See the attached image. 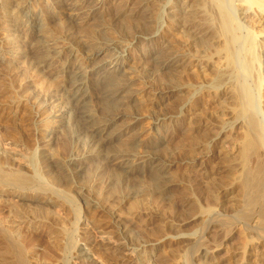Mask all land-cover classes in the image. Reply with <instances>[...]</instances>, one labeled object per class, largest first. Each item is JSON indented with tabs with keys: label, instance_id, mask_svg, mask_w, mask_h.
Returning a JSON list of instances; mask_svg holds the SVG:
<instances>
[{
	"label": "rangeland",
	"instance_id": "374dc122",
	"mask_svg": "<svg viewBox=\"0 0 264 264\" xmlns=\"http://www.w3.org/2000/svg\"><path fill=\"white\" fill-rule=\"evenodd\" d=\"M77 1L73 0V2L77 4L84 1L80 9L85 8V12L79 9L80 11H78L80 13L77 14L78 11L76 12L75 21L73 19L72 21L67 16V12L63 10V8H59L54 4L45 5V0H30L28 4L29 9L34 11L37 18H39V23L35 22L34 27L38 28L40 32L43 29L45 30V32H43L44 30L41 33L39 32V34L42 35V39L47 44L50 51V56L54 59L53 62L55 64L53 66H55L56 63L69 62L71 68L69 71H78L80 75L83 76L87 84L85 93H87L90 109L95 115H99L100 113L96 98L98 92L92 88L91 82L105 71L102 67L96 69V66L102 65L109 58L117 57V51L127 48V50H125L127 54L119 55V57H122L121 60L124 64H122L121 71L118 74L125 85V90L119 91L114 100L111 101V103H115V101L125 97L126 102L124 103V107L126 111L121 112L125 109L124 107V109L121 107L122 110L120 108H115L119 109L120 112L115 109H113L114 111L112 109V111L110 109L107 110L104 118L106 117V123L109 124L108 127L110 128H108V130L113 131L116 129L117 132L119 131V134H116L117 136L115 135L117 139H112V142L108 141L107 143L109 144L103 143L101 145L103 147H99L101 151L98 147L95 149L94 146V148L90 146L87 148L88 145L86 146V144L84 146L85 141L89 142L87 140L89 136H87V132L85 133L86 130L82 128L83 126L79 124L80 121L77 119V113L79 112H77L78 110L76 108V111L73 109V113L70 114L73 115L74 118L67 115L72 118L69 119L71 125L68 123L72 128L73 133L71 134V128H68V125H64L63 130L59 127V129H57L58 132H56L57 134L55 132L53 133L56 124L51 118L49 119V116L52 115V110L50 111L49 108H45L43 111L41 110L42 112L37 110L39 109L37 106L38 103H43L47 101V99L49 100L51 98L50 96H53L52 99L63 103L71 101L69 99L72 95L71 85L68 82L69 76L66 72L52 73L53 70L50 69L46 74L42 73L37 63L35 65L36 61H33L34 58H32L27 44L24 43V38H21L20 42L15 43V46L12 45L11 49L14 50L21 47L20 49H23V52L25 51L24 47H28L26 49L27 53L23 52V54L27 55L28 59H26V57L25 59L12 60V58L6 57V49L8 46L5 39L10 30H8V27H5L6 22L4 21L11 9L5 6L6 3L4 0H0V87H5V89L7 88L10 90L0 93V148H4L5 145L6 147L8 146V149L4 148L3 152H7L10 149V145L6 144L7 140H5V142L3 141L5 133L9 135V139L12 137L15 139L14 137H16V142H13L18 146L17 148L21 153H19V151L17 152L18 149L15 150L16 152H14V149H10L12 153L10 151L9 153L12 155L16 153V156L23 155L24 158L26 157L24 161L29 164L28 168H26L27 173L29 175H34L36 171L38 173V170L41 169L39 173L41 172L42 181L40 180L41 178L37 180L39 178L37 175L40 176V174L36 173L35 176L38 178L35 176L33 177L35 181L37 180L36 182L38 184L42 182H44L45 186L48 184H55V186H57L56 189H59L58 191L60 193L63 194V191L68 192V194L70 193L72 200L74 198L75 202L72 201L74 204H72L73 206L70 205V207L68 205L70 202H65L63 205L59 203L62 206H60L61 208L59 204L57 206H55L56 204L54 205L56 208L54 206L48 207L49 210L53 209V207L54 210L56 209L55 211L51 210L54 211V218L48 216L49 221L50 219L54 221L52 220L50 223H47V225L44 224L45 226L43 225V227L42 224L36 227L34 222H31L34 224L32 229L28 226L23 227V225H20L21 229H18L22 234L25 233V237L22 235L24 238L23 241H25L23 246L28 251V259L32 258L29 261L32 262V264L34 262H36L34 264H40L39 260H41V264H47L49 260L48 264H57L58 259L69 262V264H189L188 260L192 258H189V256H192L196 247V243L193 241L203 234L206 245L209 246H206L204 242L200 249L205 248L204 250H209L210 256L205 258L204 262V258L199 259L195 257V259L193 258V262L196 263L193 264H264V240L259 239L257 241L256 238V241L253 240L254 234L246 230L242 231V227H239L240 229L236 228L240 224H236L234 226L235 229L231 227L232 229H230L233 231L227 230V232H231L228 236V240L227 238H223L222 234V236L220 234V236H216L217 233H220L218 231L216 232V230L211 232L212 236H208L210 235L209 232L206 233L203 231L204 233H201L203 225L206 228L207 219L198 213L200 212L198 209L201 207L205 209L204 206L208 207V205H211V207H215H212L215 209V214L219 212L223 215L225 211L222 209L228 207L227 209L230 210H226V214H224L228 216L229 214L227 213L231 212L232 214L233 210H235L238 200V198L235 197V194L237 196L236 188H234L235 184L229 182L225 175L226 173L224 171L226 170L224 168L226 164H224V160L222 161V157L229 152V148H232V150H230L231 152H229L231 155L235 153L234 149H236V146H234V136H238L237 132L238 129L240 131V126L237 128L238 126L236 123H233L234 119L227 109L228 104H224L229 100L223 103L225 106H222L221 102L216 101L211 95L207 94V90L205 91V89L209 88L208 85H210L212 72L219 66L221 69L224 64L222 62L224 58H221V56L220 58L218 57L221 53L216 52L219 50V45L222 40L220 39L221 41L219 40L217 44L213 45L210 40H207L206 33H208V31L206 32L205 30L207 29L205 28L204 30L203 27L197 28L196 30L193 28L195 26L190 27L187 29L188 31H186L187 34L184 30L181 31L179 28L176 30V28L172 27L169 22H166L162 16L164 8L167 7L165 6L167 0ZM168 2L172 3V9L166 8L165 10L167 13L171 10L178 11L180 9V0H168ZM149 5H151L153 9L159 8L160 10V16L157 22L151 20L150 22H144L145 17L148 19L147 13H151L152 7L150 6L149 8ZM144 8L145 10H149L145 11ZM252 25L249 24L248 30H251L250 27H252ZM253 27L255 28L254 25ZM253 27L252 30H255ZM191 28L193 31H190L192 30ZM203 30L205 32H203ZM244 33L246 32L238 34L240 41L243 39ZM191 34H196L194 36L201 35L199 38H205V45L201 47V45L198 46L197 44L195 47L194 45H196V42H194V38L188 37ZM87 35L93 36L88 38ZM35 40H37V38H33L31 43ZM105 42L115 43L114 47L116 50H105L101 55L93 57L94 51L92 49L95 50L97 46H101L100 44ZM207 43H210L209 45L212 47L210 46V48H208L209 45ZM94 44L97 46L95 47ZM14 51L16 52V50ZM215 52L219 54L217 55ZM175 59L185 62L187 66H181L182 68L175 66L174 68ZM16 60L21 62L19 63V61L17 62ZM159 62H162V66ZM163 63L165 65H163ZM192 63L197 65L194 67L191 65ZM203 65L205 69H202ZM35 66H37L38 69ZM53 68L54 67H52V69ZM252 82L251 80V85L254 84ZM180 84L181 86L183 85L184 88H189L188 91L184 92L186 95L188 93L187 96L184 93H181L179 96L180 92L177 91V88ZM193 91L195 93L192 94V96H195L194 98L190 96ZM182 95H184L186 99L183 98ZM188 97L189 100L187 101ZM18 100L20 103L17 102ZM189 101L190 103H188ZM28 102L30 104H26ZM108 102L110 101L108 100ZM15 103H19V105H15ZM228 103H230V101ZM20 105L27 106L32 112L29 111L28 108L29 112L27 110L25 111V109L19 107ZM109 107L113 108L111 106ZM261 108L264 110V107ZM225 112L227 113L224 116L226 119L221 116L224 115ZM123 113L127 115H123ZM27 114L29 116H27ZM75 118L77 120H75ZM77 123L79 126L76 125ZM191 123L192 125L193 123L198 125L199 130H197V132L194 133ZM231 123H233V125ZM73 124L74 126H72ZM10 125L12 126L10 127ZM227 125L231 126L228 127ZM65 126L67 127L66 133L71 136L70 138L72 140L68 135L65 136L62 134V132L65 133ZM222 126H224L226 130L223 128L225 131L223 130L224 135L221 137L219 132H221L220 129H222ZM232 128L236 132L233 131ZM11 129H13V131L16 129L13 132L15 136L10 133ZM68 129H70L69 132L67 131ZM15 132L17 134H15ZM58 133L61 136H58ZM7 136L6 138H8ZM49 136L51 137L49 138ZM57 136L61 139H57ZM62 136L63 139H66L65 137L68 136L67 138H69L70 141L68 142L66 139L67 143L65 144L68 147L63 145ZM128 137L130 139H128ZM218 137L221 138L219 139ZM9 139L8 144L12 143V140H10V142ZM124 139L125 141H130H126L125 143ZM131 139H133V143H130L132 142ZM49 140L52 142H49ZM58 140L60 142H58ZM222 141L223 143H221ZM232 141L233 144L231 143ZM54 142L56 143V145L54 144L55 146L51 144ZM119 143L121 145L123 143V147H125V145H128L127 147L131 145V147H129L131 151H128L129 149L126 148L129 153L125 154H128L126 156H128L127 158L132 163L133 161L140 160L143 156H155V158L159 160L160 165L163 166V169L161 168L162 166H160V174L162 173L161 176L163 175L161 177V182L163 184V181H166L168 184H163L162 190L161 187L159 190V187L156 185L157 181H153L155 177L151 172V175L149 174L150 170L148 171V169L137 174H124V176H121L120 180L113 178L114 181L117 180L115 182L113 179H110L105 173H113L117 168L119 161L117 159L118 155L120 157V152H117V154L115 151L121 147ZM61 144L65 149H63ZM2 145L4 147H2ZM117 145H119V147ZM60 148L64 151L67 148L69 149L64 152ZM91 148L94 153L91 151ZM107 148L110 150L113 149V151L107 150ZM222 149L224 151H222ZM24 150L26 153L28 152L27 155L24 153ZM225 150H227V152ZM107 151L112 154L108 155L106 153ZM87 152L92 154V156L87 157V163L83 164L84 166L89 164L86 166L88 168L81 164L74 163V159L80 155L83 156L85 154V156H87L90 154H87ZM101 152H104L106 159H104V155H100L102 154ZM94 154H97L98 158ZM113 155L115 158L117 156V159L113 157L114 160H111L110 158H112ZM31 157L33 161L36 160L34 162H38V164H35L32 159H28V161H30L29 163L27 158ZM37 159L40 161H37ZM42 159L47 165L48 163L50 165L47 167ZM109 160L113 162L111 163ZM31 161L33 163H31ZM115 161L117 164L114 163ZM52 162L54 164H62L66 169L72 171V175L74 176V178L72 177L73 180L68 183L65 182L54 167L49 168V166H52ZM131 162H129V164ZM93 165L95 169H91ZM95 165L100 169H96L97 167ZM30 166L34 168L40 167L38 169H33V167L30 168ZM42 166H46L47 169L46 167L42 168ZM77 166L79 167L77 168ZM98 170L102 171V173L99 174L100 178L96 176L97 172H99ZM106 170L110 171L105 172ZM118 170L117 168L116 171L118 172ZM92 171H95V173ZM106 178H109L111 182ZM224 178L227 179V182ZM45 183H47V185ZM229 183H232V186H229ZM230 189H232V191ZM115 192L116 194H114ZM192 197H194V199ZM8 198V196H5L3 200L9 201L12 205H16V199ZM195 199L198 200L196 203H199L200 206L196 209L198 215L195 214V208L190 206V203H195ZM232 199L235 200L236 203H234L235 201ZM25 202L28 203L29 201ZM231 203L234 205L236 204L235 206L233 205L234 209L231 208L232 206L229 208V206L232 205ZM189 206L192 210L191 208L189 209ZM202 208L201 210H203ZM28 213L27 217L30 218V215H35V217H32L34 220H38L41 216H39V214ZM56 216H58V218ZM223 217L220 219H223ZM42 218H44V216ZM203 218L205 221H203ZM78 219V222H74ZM40 220L42 219L40 218ZM57 221H63V227L66 226L68 228H63L65 231L59 229L60 227L62 228V226L59 225L61 223H57ZM73 222L76 223V225H74ZM48 224L50 228L46 227ZM71 226L74 229H72ZM107 226L112 227L108 230L105 229ZM35 227L36 229H34ZM116 227L126 230V234H128L129 238L126 237L125 241H122L119 238V230H116ZM24 228L25 230H23ZM61 230L62 232L64 231V234H62ZM71 230H75L76 232L73 231L75 234H71ZM106 230H108V233H106ZM57 232L58 234L61 232L60 234L62 236H58V234H56ZM65 232L67 234L70 232L68 235H71L70 237L74 240V244H71L72 247L73 245L74 247L72 251L68 250L70 252L62 253L61 255H65L63 257L58 254L60 252L56 253L55 248L53 249L54 243L52 244V242H55L57 235L60 244H63L66 241L64 238H68ZM48 233L52 235L49 234L51 236H48ZM101 234L105 237L102 235L101 239H99ZM126 234L125 236H127ZM25 238L31 240L28 241ZM102 238L114 243V245L119 244L118 242H124V244L121 243L120 245V247L124 249V261L119 260V258H117L118 256L113 254V250L104 248L107 245L103 246L104 244L100 241L104 240ZM219 238H223V240ZM214 239L217 240L215 241ZM70 241L68 240L69 243H71ZM216 242L221 243L220 246H218L220 249L212 245L213 243L216 244ZM226 245L232 246L230 248ZM193 247L194 249L192 250ZM227 248L232 249H229L231 252L227 250ZM191 250L192 252L190 253ZM69 253L70 255H68ZM30 254L32 256H30ZM113 256H116V260ZM33 257L37 258L34 259ZM17 261H10L9 264H11V262L16 263Z\"/></svg>",
	"mask_w": 264,
	"mask_h": 264
},
{
	"label": "bare ground",
	"instance_id": "6f19581e",
	"mask_svg": "<svg viewBox=\"0 0 264 264\" xmlns=\"http://www.w3.org/2000/svg\"><path fill=\"white\" fill-rule=\"evenodd\" d=\"M4 1L6 3L5 6L7 8L11 9V11L8 9L10 12H9V14L6 15V19L4 21V22H6L5 27H8L9 29L8 28L7 29L12 32L11 33L9 31V34L10 33L11 34L10 35L8 34V36L6 35V39H5V42L8 46V48L6 49V55H7L6 57H10V59L12 58V60L13 59H25L27 57V55L23 54V52L25 53L26 49L29 47L32 58H34L33 61L34 60L36 61L35 65L37 63V66L39 67V69L41 70L42 73L46 74L47 71H49V69H50V70H53L52 73L56 74L59 72H61V73L66 72L69 76L68 82L71 85V91H72V95L69 98L71 100L70 102H68V103L59 102L57 100L52 99L53 96H50L51 98L49 100L47 99V101H45L43 103H38V105L36 104L39 108V109H37V107H36L37 110L43 111V110H45V108H49L50 111L52 110V112H51L52 115L49 116V119L51 118L54 121V123L56 124L54 127L53 133L58 132L57 129H59V127H60V129L63 130L64 125H68L67 126L68 128L70 127L69 126V124H70L69 119H72L70 117H73V115H70V114H72L73 109L76 108L78 110L77 112H79V113H77L78 115L76 114L78 116L77 119L80 121L79 124L83 126L82 128L86 130L85 133L87 132V134H88L87 136H89L88 138L86 136V138L89 142L85 141L86 143L84 142V146L86 144V146L88 145L87 148L89 146L90 147L94 146L96 149V147L99 148L103 143L105 144L108 141H111L112 139L116 138V136H117L116 134H119V131L117 132L116 129H114V128H113L114 129L113 131L108 130V128H110V127H108L109 124L106 123V120H105L106 117L104 118V116H105L108 109L113 110L115 108H120V109H121V107H122V109L125 108L124 103L126 102V99L124 96H121L124 98H120L119 100L115 101V103L113 102L114 104L111 103V101L114 100V98L116 97L117 93H119V91L125 90V85L122 82V79L119 78L118 74L121 71L122 64H124V62H122V60H121L122 57H119V55L125 54L126 53L125 50H127V48L120 49V51H117V54H118L117 57L109 58L102 65L96 66V69L102 67L105 71H104V73L98 75L91 82L92 88H94L98 92V95L96 98L98 101V109H99L100 113H99V115H95L92 113V111L90 109V103L88 102V99H87L88 98L87 93H85V90L87 89V84H86L83 76H81L78 71H69L71 69L69 62L58 63V64L56 63V65L53 66L55 64L53 62L54 59L52 58V56H50V51L47 47V44L43 41L42 35L39 34V32H40L39 29L34 27L35 22H38L39 18H37V15L34 13V11L29 9L28 2L30 0H4ZM74 2H73V0H45L44 4L45 5L54 4V5L58 6L59 8H63V10H65L67 12V16L71 20L73 19L75 21L76 12L82 7V4L84 1L83 2L81 1L82 3L80 2V4H77ZM90 2H92V1H90ZM171 4L172 3L168 2V0H167V2L165 3V6H167V7L164 8L162 16L164 17L163 19L166 20V22H169L172 25V27L176 28V30H177V28H179L181 31L184 30L185 33L187 34L186 31H188L187 29H189L190 27L195 26V27H193V28H195V30L197 28L203 27L204 30H205V28L207 29V30H205L206 32L208 31V33H206L207 34L206 35L207 40H210L213 45L217 44L220 39L222 40V42L219 45V50L218 51L214 50V51L219 52L223 55V57H222L221 54L218 55L219 53L217 54L215 52L219 58H220V56H221V58H224V60H222V62L224 64L222 65L221 69L219 68L220 67L219 66L218 67L219 69L216 68L217 70L215 69L212 72L210 83H209L210 85H208L209 88L205 89V91L207 90L209 92V93L207 92V94L211 95L212 98L216 99V101L221 102L222 106L224 104H228L227 109L229 110V114L234 119L233 123L234 124L236 123V125L238 126L237 128H239V126H240V131L238 129V132H240V133L237 132L238 136L237 137L234 136V143L236 144V145L234 144V146H236V149H234V148L233 149H234L235 153L233 155H231L229 152H231L230 150H232V148L231 149L229 148V152H227L228 149L225 150L227 153L222 157L223 158L222 161L224 160L223 162H224V164H226L225 168H224L226 170V171H224L226 173L225 175H226L229 182H233V184H235L234 188H236L237 196L235 194V197L238 198L237 203L235 201L236 198H235V200L232 199L233 201H235L234 203L237 204V205L235 204L236 205L235 210H233L232 214H231V212L227 213V214H229L228 216L224 215V214H226L225 212H226V210H228L227 209L228 207L225 209H222L225 212H223L221 210L224 213L223 215L219 212H217V214H215V209H214L215 207L212 206V207H214V208H212L211 205H208V207L204 206L205 209H203L201 207L203 210H201V208L198 209L200 206H199V203H196V201H198L196 199L194 201L198 205V207L195 203H192L193 204V206H192V204L189 202L190 206L195 208V214L198 215V213H200L203 217H205L207 219V222H206L207 225L205 224L206 228L203 225V229H202L201 233H204L203 231H205L206 233L209 232L210 235H208V236H212L211 232L216 230V232L217 231L220 232V233H217L216 236H220L222 234L223 238H225V239L227 238V240H228V236L231 232L229 233V231L227 232V230L233 231L231 229L236 224H240L236 228L242 227L243 228V229H241L242 231L246 230V231L254 234L253 240H255V238L257 241L259 239L264 240V128H263V126H264V110H262V108H261V107H264V0H252V1L251 0H180V9L178 11L171 10L170 12L167 13L165 9L166 8L172 9ZM150 6L151 5H149V8H150ZM82 9H84V10H82ZM82 9H80V10L82 12L83 11L85 12V8H82ZM4 10H6V9H4ZM144 10H145V8H144ZM175 10H176V8H175ZM65 11H63V12H65ZM79 11L77 12V14L80 13ZM87 11H89V10H87ZM150 12L151 13H147V17L149 20L146 19V17H145L144 22L145 21L150 22V20L153 22H157L159 19V16H160L159 8L153 9V7H152ZM91 16H92V14H91ZM249 24H251V25L253 24L255 26V28L253 27V25H252V27L255 30H252V27H250L252 31L248 30ZM204 30H203V32H205ZM190 31H193V29ZM43 32H45V30ZM243 32H246V33H244V37L240 41L238 34H243ZM192 35L194 36L196 34H191L188 37L194 38V40H195L194 42H196V45H194L195 47L197 46V44H198V46L201 45V47H203V45H205V41H204L205 38H199L201 35H197L194 37ZM91 36H93V35H90V36L87 35L88 38H90ZM21 38H24V43L27 44L28 47L25 48L23 46L25 51L22 52L23 49L22 50L20 49L21 47L19 44L20 48L14 49V50H16V52H15L13 49H11V46L12 45L15 46L14 45L15 43L20 42ZM33 38H37V40H35L34 42L31 43V40ZM207 40H206V42H207ZM114 44L115 43H111V42L102 43V44H100L101 46H97L94 44L95 47L96 46L97 47L96 48L93 47V48H95V50L92 49L94 51L93 57L101 55L105 50H107V51L116 50V48L114 47ZM207 44L209 45L210 43H207ZM207 44H206V46H207ZM206 46H204V47H206ZM210 46L211 45H209L208 48H210ZM197 48H199V47H197ZM19 50H21V51H19ZM26 59H28V57ZM20 62L21 61H19V63ZM25 62H26V60H25ZM159 63H161V66H162V62H159ZM193 63L191 65H193L195 67L197 64L194 65ZM163 65H165V64L163 63ZM37 66H35V67L37 68ZM175 66L176 67H181V66L186 67L187 65H185V62H182L179 59H175L174 60V68H175ZM52 67H54V68L52 69ZM202 69H205L204 65H203ZM251 80L253 81L252 83H254L252 85L250 84ZM179 87H178L179 89L177 88V91L180 92L179 96L181 95V93H184L185 91H188V89H189V88L188 89L184 88L183 85L181 86V84ZM7 90L10 91L7 88L5 89V87H2V88L0 87V93H3ZM190 92H191V90H190ZM192 94H195L194 91H193V93H191L190 96H192ZM187 95H188V93H187ZM182 96H183V98L186 99V97H184V95H182ZM189 97L187 98V101L189 100ZM194 97L195 96H192V98H194ZM190 99H191V97H190ZM108 100L110 102H108ZM227 100H229L230 103H228L229 101L226 103L225 101H227ZM17 102L20 103L19 100ZM19 103H17V104L19 105ZM188 103H190V101ZM17 104L15 103V105H17ZM26 104H30V103L28 102ZM109 106H111L113 108H110ZM19 107L25 109V111L26 110L28 111V109H29L27 106L20 105ZM16 108H13V109H16ZM31 108H33V107H31ZM76 109H75V111H76ZM115 110H118V112H120L119 109H115ZM29 111H31V109H29ZM124 111H126V108L121 112H124ZM24 114H26V113H24ZM125 114L126 113H123V115H125ZM221 114H223V113H221ZM226 114L227 113L225 112V114L221 115V116H223V118H224V116ZM67 115H70V117ZM27 116H29V115L27 114ZM74 116H75V114H74ZM77 119L75 118V120H77ZM224 119H226V118H224ZM110 120H112V119H110ZM222 123L225 126L224 121ZM233 123H231V124L233 125ZM227 124H228V122H227ZM76 125H78V123ZM191 125H192V123H191ZM191 125H190V127H191ZM11 126L12 125H10V127ZM61 126H62V128H61ZM72 126H74V124ZM224 126H222V129H220L221 132H219V135H221V137H222V135H224V132H223V130L225 129ZM229 126H231V125H229ZM15 127H17V126H15ZM67 127L65 126V130H64L65 133L62 132V130H61L62 134H64L65 136L66 135L69 136V134L66 133ZM228 127H226V128H228ZM198 128H199L198 125L193 123L192 129H194V133L197 132V130H199ZM237 128H236V130H237ZM80 130H82V129H80ZM14 131H13V129H11L10 133L12 135H14V133H13ZM20 131H18V132H20ZM67 131L69 132L70 129H68ZM233 131H235V130L233 129ZM233 131H231V132H233ZM16 132H15V134H17ZM71 133H73L72 128H71L70 134ZM4 135H5L4 137L6 138V136L8 134L5 133ZM19 135H21V134H19ZM59 135L60 134L58 133V136ZM2 136H3V134H2ZM58 136H57V139L59 138ZM4 137H2V138H4ZM7 137L8 138H6V139L4 138L3 141L5 142V140H7L6 144L10 145V149H12V150L14 149V152H16L15 150L18 149L17 148L18 146L14 144V142H16L15 141L16 137H14L15 139H13L12 136H11L12 138L10 137L11 139H9V135ZM50 137L51 136H49V138ZM67 137H65V138L69 142L70 141L69 138L71 136H69V138H67ZM129 137H128V139H130L132 136L130 138ZM8 139H9V141L12 140V143L8 144ZM60 139L61 138H59V140ZM62 139H63V136H62ZM66 139H63V141L61 140L63 142V145H65L67 143ZM59 140H58V142H60ZM124 141H125V139H124ZM126 141L129 142L130 140L129 141L126 140ZM126 141H125V143H126ZM131 141L132 142H130V143H133V139H131ZM49 142H52V141L49 140ZM221 143H223V141ZM231 143L233 144V141ZM51 144L56 145L55 142L51 143ZM107 144H109V143H107ZM63 145L61 144L62 147H63ZM47 146H48V144H47ZM117 146L119 147V145H117ZM127 146L125 145V147H123V143H122L121 147H119V148L117 147L118 150H116V148H115L116 153L120 152V157L118 155V159H117V156L115 158L114 155L112 156V158H110L111 160H114L113 159V157H114L115 159L119 160L118 165H117V168L119 169L118 172L116 171V169H117L116 168L113 171V173L111 172L110 174L109 173L108 174L105 173V174L108 175L110 177V179L114 178V179L120 180L121 176H124V174L125 175L126 174L127 175L134 174V173L137 174V173L142 172L145 169H148V171L150 170L149 174L151 172V174L155 178L153 176H150V177L154 178V180L152 178L153 181H157V184H156V182H155V184L157 185V187H159V190H160V187L162 190L163 184H165L167 182L163 181V180H162L163 184L161 182V177L163 175L161 176L162 173L160 174V166H162V165H160L159 160H157V158H155V156L154 157L143 156V157H141L140 160L133 161V163H132L127 158L128 156H126L128 154H125V153H129L128 151H131V149H129V147H131V145L129 147H127ZM2 147H4V146L2 145ZM66 147H68V146H66ZM69 147H70V145H69ZM102 147L103 146H101V148ZM106 147H108V146H106ZM4 148L8 149V146L6 147V145H5ZM4 148H0V264H9L10 261H17V260H18L17 262H19V263L16 262L17 264H32V262L29 261L32 258L28 259V256H27L28 251L23 246V243H25V241H23L24 240L23 237H25V235H24L25 233L22 234L20 232V230L18 229V228H20V225H23V227L28 226L32 229L34 224L31 222H34L36 227L39 224H42V227H43L44 224L47 225V223H50L53 220V219L52 220L50 219V221H49V217L54 218V211L56 210V209L54 210L55 206H57L59 203L60 204L62 203V205H63V203L65 204V202H70L71 204L67 203L70 207V205L74 204L75 202H74V198L72 200V196H70L71 195L70 193L68 194V192H66V191H63V194L60 193L58 191L59 189L58 190L56 189L57 186H55V184H53V185L48 184L50 186H48L47 183H45L47 185V186H45L44 182L40 183L44 186L38 184L36 181L41 178V172L39 173V171L41 169L38 170V173L36 171L37 174H40V176L37 175L39 178L35 176L36 173L34 174L33 169H38L40 166L38 168H34L33 166H30V168L33 167V169H31V170H33L32 173L34 175H29L27 173V169H26V168H28L29 164L26 161H24V159L26 160V157L24 158L23 155H17L16 156L15 155L16 153L15 154L13 153L14 155H12L9 153V151L12 153V150H10V149H9V151H7L5 149L8 153L5 151L3 152ZM101 148H99V150ZM126 148H128L129 150ZM60 149H62V148H60ZM63 149H65V147H63ZM63 149H62V151H64ZM67 149H69V148H67ZM84 149H86V148H84ZM87 150H89V149H87ZM107 150H110V149L107 148ZM111 150L113 151V149H111ZM18 151H19V149L17 150V152ZM91 151L93 152L92 148H91ZM222 151H224V150L222 149ZM104 152L103 153L101 152L102 154H100V155H104ZM19 153H21V152L19 151ZM24 153H26L25 150H24ZM27 153H26V155H27ZM83 153H85V152H83ZM83 153H81V154H83ZM88 153H90V152H87V154ZM106 153L108 155L112 154V153H108V151ZM121 153H124V154H121ZM85 154L83 156L80 155L79 157L75 158L74 163H77L79 165L80 164L83 165V164L87 163V157L92 156V154L90 153L87 156H85ZM28 155H31V154H28ZM94 155H96V157H97V154H94ZM109 157H111V156H109ZM41 158H43V157H41ZM28 159L30 160V159H32V157L27 158V161H28ZM44 159H46V158H44ZM102 159H103V157H102ZM104 159H106L105 155H104ZM108 159H107V163H108ZM32 161H33V159H32ZM32 161H31V163H33L36 160H34L33 162ZM37 161H40V160L37 159ZM28 162L30 163V161H28ZM105 162H106V160H105ZM129 162H131V163L129 164ZM44 163H45V161H44ZM44 163H43V165H44ZM114 163H116V161ZM35 164H38V162ZM31 165H33V164H31ZM48 165H50V164L48 163ZM48 165L46 164L47 167H48ZM88 165H86V166H88ZM46 166H42V168L46 167ZM83 166H81V167H83ZM86 166H84V167H86ZM47 167H46V169H47ZM53 167L58 171L57 173H59L61 175V178L64 179L65 182L68 183V182H71V180H73L74 176L72 175V171H70L69 169H66L65 166H62V164L59 165L57 163H55V164L53 163L51 167L49 166V168H53ZM78 167L79 166H77V168ZM86 168H88V167H86ZM161 168L163 169V166ZM83 169L86 170L85 168H83ZM89 169H90V167H89ZM91 169H95L94 165H93V168L91 166ZM96 169H100V168L97 167ZM42 171H44V170H42ZM98 171L99 172H97L96 176L99 177V174L102 173V171L101 170H98ZM108 171H110V170H108ZM108 171L106 170L105 172H108ZM82 172H84V171H82ZM92 172L95 173V171H92ZM84 173H88V172H84ZM84 173H83V175H84ZM59 174H58V176L60 177ZM90 175H92V174L90 173ZM34 176L36 178H38L36 181L33 178ZM92 177H93V175H92ZM105 177H107V176H105ZM106 179L109 180V178H106ZM114 179H113V181H114ZM227 179H225V181ZM40 180L42 181V178ZM117 180H115V181H117ZM224 184H225V182H224ZM229 186H232V183ZM164 190H166V189H164ZM230 190L232 191V189H230ZM116 192H117V190H116ZM116 192L114 194H116ZM5 196H8L9 198H12V199H16L17 200L15 202L16 205H14V204L12 205L9 203V201L3 200V197H5ZM192 198L194 199V197H192ZM193 199H191V200H193ZM25 201H29V202L27 203ZM72 201L74 203H72ZM194 201H192V202H194ZM60 204H59V207L61 206ZM233 205L234 204L230 205L229 208L232 206L231 208L234 209ZM51 206H54L53 209H51L54 211L49 210L48 207H51ZM190 206H189V209L191 208ZM133 207L136 208L135 206H133ZM194 208H193V211H194ZM196 209H198L200 212L197 211L198 213H196ZM191 210H192V208H191ZM193 211H191V212H193ZM28 212H30L31 214H39V216L41 215L40 218L42 220H40V218L38 220L37 219L34 220L32 217H35V215L34 216L30 215L31 218L27 217V214H29ZM74 214H76V213H74ZM201 215H199V216L202 217ZM43 216H44V218H42ZM56 217L58 218V216H56ZM77 217H78V215H77ZM221 217H223V219H220ZM74 218H76V217H74ZM57 220H61V219H57ZM78 221H79V219L77 221H74V222H78ZM203 221H205V219ZM55 222H54V224L56 225ZM62 222L63 221H61V222L57 221V223H61L59 225L62 226V228L60 227L59 229H63V228L67 229L68 227H66V226L63 227L62 224L64 222L63 223ZM74 225H76V223H74ZM51 226H53V225H51ZM36 227L34 229H36ZM46 227L50 228L49 224ZM110 227H112V226H107L105 229L109 230ZM120 227H122V226H120ZM204 228H205V230H204ZM52 229H53V227H52ZM54 229H55V227H54ZM72 229H74V228L72 227ZM117 229L119 230L118 234L120 237L118 235H116V236H118L122 241L123 240L125 241V238L128 237V234H126V230H124L123 228H117L116 227V230ZM234 229H235V227H234ZM23 230H25V228ZM28 230H29V228H28ZM75 230H71L72 231L71 234H75V233H73V231H75ZM108 230H106V233H108L107 232ZM64 231L62 232V230H61L62 234H64ZM58 232L56 234H58ZM67 232H68V230H67ZM60 233L58 234V236H62ZM115 233H117V232H115ZM49 234H51V233H48L47 235L48 236L52 235V234L51 235H49ZM65 234H67V233L65 232ZM125 234L127 236H125ZM22 235H24V236L22 237ZM53 235H54V233H53ZM102 235L103 234H101L99 239H101ZM58 236L56 235L55 242H52V244L54 243L53 249L55 248L56 253L60 252L58 254H60V256H63V255H61L62 253L70 252L68 250H71V251L73 250L72 248L74 247V245L72 247L71 244L72 243L74 244V240L70 237L71 235L67 236L68 238L70 237L69 239L64 236L65 237L64 239L66 240L64 242L65 244L64 243L60 244V241L58 240L59 239ZM50 238H52V237H50ZM207 238H209V237H207ZM223 238H219V239L223 240ZM25 239L28 240L27 238H25ZM53 239H54V237H53ZM70 239H71V241H70ZM102 239H104V240H100V241H102V243L104 244L103 246L107 245L104 248H106L108 250H113L112 251V252H114L113 254L118 256L117 258H119V260L124 261V255H125V254H123L124 249L120 247L121 243L124 244V242H121V243L118 242L119 244H117L114 241L117 244V245H114V243H112L110 241H106L105 238H102ZM251 239H252V237H251ZM30 240L31 239H29L28 241H30ZM68 240L71 243H69ZM193 242L196 243V245H195L196 247L193 245L195 247V249H194V247L192 248V250L194 249V251L192 253V256H189V258H191V257L192 258L188 260L189 261L188 263L189 264L196 263V262H193V258L195 259V257H198L199 259L204 258L203 259V262H204L205 258L210 256L209 250L206 251V250H204L205 248L200 249L205 242L204 235L202 234L198 238H195ZM219 242H216V244L213 243L212 245H215L217 249H220V247L218 248V246H220V244H221ZM102 243L100 242L101 245H102ZM37 244H38V241H37ZM27 245H29V244H27ZM205 245H206V242H205ZM29 246H26V247H29ZM206 246H209V245H206ZM215 246H214V248H215ZM226 246H229V245H226ZM231 246L232 245H230L229 247L231 248ZM124 248H126V247H124ZM127 249H125V250H127ZM229 249L227 248V250H229ZM192 250L190 251V253L192 252ZM230 250H232V249H230ZM190 253H189V255H190ZM32 254H33V252H32ZM68 255H70V253ZM68 255H66V256H68ZM30 256H32V255L30 254ZM116 256H113L115 260H116V258H115ZM45 257H46V255H45ZM35 258H37V257H35ZM13 259H16V260H13ZM43 259H45V258H43ZM212 259H214V258H212ZM46 260H47V258H46ZM39 261L41 264V260H39ZM39 261H37V262H39ZM48 262H47V264H48ZM12 263H15V262H11V264ZM34 263H36V262H34ZM45 263H46V261H45ZM55 263H57V262H55ZM230 263H232V262H230ZM57 264H69V262H65L64 260L61 261L60 259H58ZM225 264H227V263H225Z\"/></svg>",
	"mask_w": 264,
	"mask_h": 264
}]
</instances>
